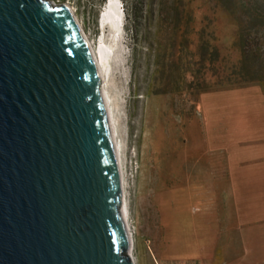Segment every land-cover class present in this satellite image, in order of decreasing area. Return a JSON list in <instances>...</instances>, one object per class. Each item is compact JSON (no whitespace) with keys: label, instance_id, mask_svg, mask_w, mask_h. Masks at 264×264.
Segmentation results:
<instances>
[{"label":"rangeland","instance_id":"374dc122","mask_svg":"<svg viewBox=\"0 0 264 264\" xmlns=\"http://www.w3.org/2000/svg\"><path fill=\"white\" fill-rule=\"evenodd\" d=\"M47 1L109 56L134 264H225L209 242L236 216L264 241V0H114L119 32L108 0ZM245 47L261 81L240 79Z\"/></svg>","mask_w":264,"mask_h":264},{"label":"water","instance_id":"95a60500","mask_svg":"<svg viewBox=\"0 0 264 264\" xmlns=\"http://www.w3.org/2000/svg\"><path fill=\"white\" fill-rule=\"evenodd\" d=\"M91 56L64 4L0 0V264H131Z\"/></svg>","mask_w":264,"mask_h":264},{"label":"crops","instance_id":"0c3cea01","mask_svg":"<svg viewBox=\"0 0 264 264\" xmlns=\"http://www.w3.org/2000/svg\"><path fill=\"white\" fill-rule=\"evenodd\" d=\"M253 214L257 215L255 212ZM236 218H231L227 229L220 224V234L209 242L212 245L209 260L225 264H264V241H253L246 237L255 229L254 225L244 227L239 234Z\"/></svg>","mask_w":264,"mask_h":264},{"label":"bare ground","instance_id":"6f19581e","mask_svg":"<svg viewBox=\"0 0 264 264\" xmlns=\"http://www.w3.org/2000/svg\"><path fill=\"white\" fill-rule=\"evenodd\" d=\"M117 3L114 2V0H108L107 3L105 4V10H104V14L102 16V26L103 25H108L113 31L115 32H119V23L122 22V19H121V13L116 5ZM68 9V8H67ZM69 10V9H68ZM71 16L75 19V22L78 26V23H77V19L76 17L74 16V14L69 10ZM79 28V26H78ZM79 30L81 31V29L79 28ZM81 34L83 36V41L85 42L86 46L88 47L90 53H91V58L92 60L94 61L95 63V66L97 68V71H98V77H99V81H100V95H101V98H102V101H103V104H104V107H105V113H106V116H107V120H108V123L110 125V132H111V136H112V140H113V149H114V152H115V157H116V165H117V170H118V174H119V177H120V190H121V204H122V210H123V217L126 221V215H127V211H126V203H125V194H124V187H123V182H122V173H121V166H120V163H121V157H120V147H119V144L117 142V136H116V131H115V125H114V121H113V118H112V114L110 112L111 108H110V104H109V100L106 96V87H105V84H104V74H106L107 70L105 69V67L107 66V62H108V54L105 53L103 51V48H93L90 43L88 42L87 40V37H85L83 35V32L81 31ZM109 50V49H108ZM126 224H127V221H126ZM128 226V224H127ZM128 237H129V247H128V250H127V254L130 258V262L131 264H134L132 258H131V249H132V240H131V232L129 230V227H128Z\"/></svg>","mask_w":264,"mask_h":264},{"label":"trees","instance_id":"16d2710c","mask_svg":"<svg viewBox=\"0 0 264 264\" xmlns=\"http://www.w3.org/2000/svg\"><path fill=\"white\" fill-rule=\"evenodd\" d=\"M105 0H102V4H104ZM127 18L129 19V23L126 27H128V30L131 31L132 37L133 32L136 35V24L137 18L135 15V12H133L131 9L127 11ZM242 60L240 62V79L241 80H248V81H254L258 80L261 81V75L263 72L259 70L258 68L254 67L251 68L249 65V60L252 59V57L249 55V51L247 50V47L242 48Z\"/></svg>","mask_w":264,"mask_h":264},{"label":"clouds","instance_id":"9594fccd","mask_svg":"<svg viewBox=\"0 0 264 264\" xmlns=\"http://www.w3.org/2000/svg\"><path fill=\"white\" fill-rule=\"evenodd\" d=\"M120 28V27H119ZM121 30L122 31H124L125 29H124V26L121 24Z\"/></svg>","mask_w":264,"mask_h":264}]
</instances>
